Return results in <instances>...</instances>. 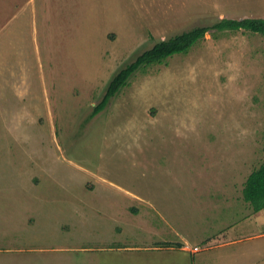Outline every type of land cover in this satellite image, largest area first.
<instances>
[{"label":"rangeland","instance_id":"obj_1","mask_svg":"<svg viewBox=\"0 0 264 264\" xmlns=\"http://www.w3.org/2000/svg\"><path fill=\"white\" fill-rule=\"evenodd\" d=\"M245 16L264 0H0V264H132L181 214L229 226L264 161L263 34L207 31L90 114L157 40ZM263 243L225 261L264 264Z\"/></svg>","mask_w":264,"mask_h":264},{"label":"crops","instance_id":"obj_2","mask_svg":"<svg viewBox=\"0 0 264 264\" xmlns=\"http://www.w3.org/2000/svg\"><path fill=\"white\" fill-rule=\"evenodd\" d=\"M244 182L241 183L238 190H236L237 185L235 183L232 186L233 196H231V199L234 201H231L229 204H233L234 206H227L224 210V212H227V217H229L226 221H229L227 223L228 227L226 224H223L226 226L224 227L221 221L217 223L214 218H212L207 226L188 224L184 222L183 215L181 214L182 218L173 224L177 237L167 235L163 239L156 240L155 243L133 246L132 249L142 252L137 256L141 259L133 260L132 264H228L225 261V257L231 253V258L234 260L240 258L251 260L246 256L252 253L249 249L251 242L258 241L259 245L255 247H258V250H260V244L264 241V208L255 211L250 201L244 199ZM136 198L142 200L143 197L136 196ZM148 199L150 202V198ZM219 209V206H215L214 212ZM211 216L214 217L213 212ZM165 242L169 243L165 244ZM120 247L107 245L105 250L108 251ZM232 247L233 251H224ZM263 247L264 243L261 245V249ZM223 248L225 249L223 250ZM197 258L204 260V262H197ZM83 264L131 263L114 258H105L94 262L84 261Z\"/></svg>","mask_w":264,"mask_h":264},{"label":"trees","instance_id":"obj_3","mask_svg":"<svg viewBox=\"0 0 264 264\" xmlns=\"http://www.w3.org/2000/svg\"><path fill=\"white\" fill-rule=\"evenodd\" d=\"M240 29L259 32L264 35V17H223L210 25H196L168 38L157 40L151 47L143 50L116 72L106 88L102 99L91 112L90 117L103 110L110 99L129 83L130 77L138 69L163 62L175 54L189 52L205 37L207 31H212V34L217 36L220 32ZM243 195L244 199L250 201L253 210L258 211L264 208V161L247 176L244 182ZM168 243L165 242V244Z\"/></svg>","mask_w":264,"mask_h":264}]
</instances>
